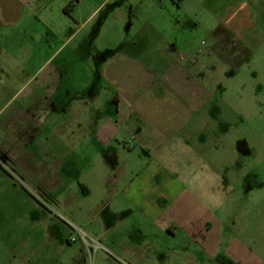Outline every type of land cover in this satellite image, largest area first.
Instances as JSON below:
<instances>
[{
  "label": "rangeland",
  "instance_id": "obj_1",
  "mask_svg": "<svg viewBox=\"0 0 264 264\" xmlns=\"http://www.w3.org/2000/svg\"><path fill=\"white\" fill-rule=\"evenodd\" d=\"M234 13L254 19L262 38L232 67L207 50L228 40ZM176 42L177 53L166 51ZM136 43L156 73L168 53L195 61L192 73L219 65L205 80L216 113L204 111L191 142L199 163L186 150L176 160L184 182L193 176L191 198H174L189 220L168 226L126 198L103 210L105 130L77 140L88 154L80 149L78 174L63 183L59 156L44 153L72 146L58 134L75 132L79 115H106L104 59ZM57 66L55 93L44 84ZM0 264H264V0H0Z\"/></svg>",
  "mask_w": 264,
  "mask_h": 264
},
{
  "label": "crops",
  "instance_id": "obj_2",
  "mask_svg": "<svg viewBox=\"0 0 264 264\" xmlns=\"http://www.w3.org/2000/svg\"><path fill=\"white\" fill-rule=\"evenodd\" d=\"M245 9L252 11L248 6ZM231 17L235 22L233 33L224 36L223 40H228L216 43L207 53L211 55L209 57H218L226 66L235 67L243 62L242 55L251 53L254 44L261 41L262 37L257 35L258 25L254 19H246L245 16L237 18V13ZM139 43L142 46V42ZM139 43L134 44V48L125 54L119 52L104 59L101 76L107 84L102 90L105 97L101 105L104 112L107 111L106 115L100 119L91 114L85 120L79 115L81 119L75 123V132L58 134L59 144L60 139L67 138L72 142L75 139L72 146L63 149V145H58L44 150V153L59 156L55 161L60 172H63L60 176L63 183L66 180L64 177L78 174L77 155L80 149L88 154L89 146L79 148L77 140L93 137L87 131L95 133L97 128L99 132L93 138L101 139L100 134H105V130V147L97 149V155L103 156V166L107 168L104 173V196L111 199L106 201L103 210L116 206L112 198H126L138 210H143V214L157 218L161 224L168 226L165 225L167 220L172 221L175 215L182 221L189 220L187 203L184 205L180 202L177 206L178 201L174 198H191L186 187L190 186L189 181L193 176L189 174L188 181L184 182L178 173L184 170L176 169V160L183 150L190 155L195 154L191 142L195 131L201 129V115L204 111L209 115L216 113L214 98L217 93L205 80L208 74L218 71L219 65L217 67L205 62L201 64L200 71L192 73L195 61L180 63L172 60V54L168 53L166 67L161 73H156L149 66L152 64L147 65L141 61L143 54L137 52ZM166 51L177 53V42L168 44ZM59 69L57 66L49 70V77L44 84L55 87V93L61 90L59 85L63 80V75L58 73ZM59 105L64 104L55 99V106ZM111 128L115 129L114 133L110 132ZM114 141L117 146H113ZM136 142L141 150H138ZM244 146L247 149L248 146ZM143 154L147 159L143 158ZM196 156L195 164L199 163ZM163 160H166L165 166ZM126 172L130 173L128 178ZM165 173L169 175L164 176ZM193 230H196L194 233L198 237L204 231L200 223Z\"/></svg>",
  "mask_w": 264,
  "mask_h": 264
},
{
  "label": "flooded vegetation",
  "instance_id": "obj_3",
  "mask_svg": "<svg viewBox=\"0 0 264 264\" xmlns=\"http://www.w3.org/2000/svg\"><path fill=\"white\" fill-rule=\"evenodd\" d=\"M245 144L244 143H239V146H238V148L240 149V150H245V146H244Z\"/></svg>",
  "mask_w": 264,
  "mask_h": 264
}]
</instances>
